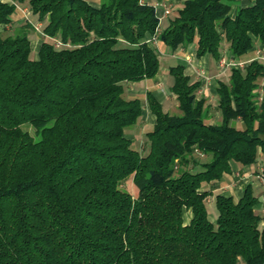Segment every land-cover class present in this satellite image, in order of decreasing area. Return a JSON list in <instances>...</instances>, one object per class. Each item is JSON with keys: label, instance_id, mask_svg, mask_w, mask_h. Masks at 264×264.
I'll return each mask as SVG.
<instances>
[{"label": "trees", "instance_id": "1", "mask_svg": "<svg viewBox=\"0 0 264 264\" xmlns=\"http://www.w3.org/2000/svg\"><path fill=\"white\" fill-rule=\"evenodd\" d=\"M172 1L159 31L155 0H0V264H264L253 186L218 194L215 221L206 203L235 165L264 176V62L250 56L264 51V0L235 13L239 0ZM18 9L43 26L37 58ZM156 39L216 61L225 42L246 64L218 81L216 124L202 82L171 67L180 114L147 93L143 155L127 130L144 105L125 85L158 76Z\"/></svg>", "mask_w": 264, "mask_h": 264}, {"label": "rangeland", "instance_id": "2", "mask_svg": "<svg viewBox=\"0 0 264 264\" xmlns=\"http://www.w3.org/2000/svg\"><path fill=\"white\" fill-rule=\"evenodd\" d=\"M157 7V12L160 18V29L159 31H162L164 29V25L166 26L168 21L172 18L175 17L176 12L178 11L180 5L176 4L174 1L172 0H167L163 3H161V5L156 4ZM162 7V8H161ZM169 9V11H171L170 14H166V11ZM23 10V9H21ZM24 12L26 14H21V18L19 17L18 19H16L15 21V25L16 26H21L24 25L26 22H29L35 26H37L38 24L36 23L35 19L32 18L31 16H29V11L28 10H24ZM42 27L41 26V30L38 31L37 29L34 30L31 33V39L33 42V51L34 53L32 54L33 58H37L38 57V51H39V45L43 40H44V36L42 35ZM37 36V38H36ZM157 47L160 50V60H161V70H160V79L159 81H157V86H159V89L162 91L161 93L164 94L166 96V110L171 113V114H180V110L177 107V100L176 97L171 94L170 91V83H167L164 79V81H162V75L167 73L169 71V66L175 64L177 61L176 60H172L171 56L166 53H163V50L161 49V46L159 43H156ZM228 44L227 43H223L222 47H221V51H222V57H226L229 58L230 54H229V50H228ZM163 48V47H162ZM255 56L260 57V59L264 62V58H262L264 56V51H260L259 54H255ZM171 58V59H170ZM222 60V59H221ZM221 60L220 61H216L214 63V68L213 69H208V70H200L198 72V69H196V71H194L192 79L194 81H203V85L204 88L201 89L199 91V96H204V89L205 86L206 88H209V83H211L212 78H216V80L218 81H222V82H229V78H230V74H231V67H226L223 68L221 67ZM201 72V74H200ZM167 75V74H166ZM211 78V80H209ZM170 79L173 81V76L171 75ZM215 87L218 88V85L216 83ZM261 84H264V79L261 80ZM147 89L145 88H140L139 86H135L132 84H126L125 85V97L127 99H133V98H140L143 102L144 105V114L145 116H143L138 124L133 127L132 129L127 130V135L130 139L133 140V145L136 149L140 150L142 152L143 155H146L148 152V148H149V140L147 138V133L152 129V122L150 119H152V114L149 110V106L147 103ZM208 102L207 105L209 106V116H208V121L210 123H220L221 122V112L218 109V104H219V98L218 95L216 93V91L213 90L208 96ZM238 127H242L241 123L237 124ZM26 129L30 130L32 133H34V129L31 127H27ZM201 163L205 162L207 160V158H203L200 159ZM254 173H251V176L256 177L254 178V182H258L259 186L257 185L255 194L258 197H263L264 196V176H262V167L261 165L258 167L256 166V168L253 171ZM238 173V174H237ZM237 175V176H236ZM241 175V177L239 176ZM244 174L242 173L241 169H235L234 166V171L232 173V176L236 177L234 179V177L231 179V183L232 185H234L235 182H239V184H242L243 181L240 178H243ZM240 177V178H239ZM239 178V179H238ZM125 189H127L130 193H132L133 195L136 194V189L133 185V183L131 181L127 182L124 186ZM223 191V190H222ZM214 195V193L212 194ZM209 197L206 200L207 203V207H208V211H209V215H210V219L213 220L214 219V215L218 214V210L216 207V203L215 199L212 197ZM214 204V206H213ZM262 214L261 217L263 218V224H264V208L262 207ZM186 220L188 221L187 215H186ZM214 221V220H213ZM240 264H243L242 262Z\"/></svg>", "mask_w": 264, "mask_h": 264}, {"label": "crops", "instance_id": "3", "mask_svg": "<svg viewBox=\"0 0 264 264\" xmlns=\"http://www.w3.org/2000/svg\"><path fill=\"white\" fill-rule=\"evenodd\" d=\"M1 1L2 2L11 3V0H1ZM94 1H96V0H94ZM155 1H156L157 4L161 5V3H163V2H165L167 0H155ZM250 3H251V0H239V1H237L236 3H234L232 5L233 6V12L235 13V11H236V9L238 7L246 6V5L250 4ZM24 10H27V9H23V10L18 9L14 19L16 20L19 17L21 18L20 13L21 14H26L24 12ZM40 25H41V23H40ZM163 27L165 28L166 26L164 25ZM36 38H37V36H36ZM41 44H42V41H41L39 47H41ZM32 46H33V42H32ZM161 49L163 50V53L167 52V54L170 55L171 58L173 57L172 60L175 58L174 60L177 61L175 64L169 66V71L167 73L163 74L162 75V79H161L162 81L165 80L167 83H170V91H171V87L173 86V83H174V79H173V81L170 79V77H171L170 68L171 67L176 66L177 64H183L185 66V73L187 75H189L190 77H192L193 73H194V71H196V69H198V72L200 70L204 71V70H208V69H213L214 68V63L216 62V60L210 55H206L203 58H197L196 55H195V49H196L195 45L189 46L188 48H185V49L181 48L175 54L171 53L166 47H163V48L161 47ZM33 53H34V51H33ZM259 53H260L259 51H255V52L251 53L250 56L255 58V57H257V56H255V54H259ZM258 58H260V57H258ZM160 70H161V68H160ZM159 74H160V72H159ZM159 74H158V76L155 79L144 80V81H141V82L133 83V85L139 86L140 88L147 89L148 90L147 93L148 92L153 93L154 96L158 99V101L162 104L163 109L166 112H168L166 110V96L161 93L162 91L159 89V86H157L158 85L157 81H159L160 76H161ZM200 74H201V72H200ZM209 80H211V78ZM211 81L212 82L209 83V86H208L209 88H206V86H205V89H204V94H205L204 96L206 98H208L209 94L212 91V88H213L214 91H216V89H217V87H215L214 83H216L218 85V80H216V78H212ZM200 82H202V88L201 89H203L204 88V85H203L204 82L203 81H200ZM171 94H172V92H171ZM177 107H178V104H177ZM151 114H152V112H151ZM143 116H145V114H143ZM150 120L152 122V126H154L156 118H155V116L153 114H152V119H150ZM261 162L262 163L264 162V156H262ZM235 169H237V170L241 169L242 170V173L244 174L243 175L244 177L240 178L241 175H239L240 176L239 178L243 181V183L239 184V182H238V184H237V182H235L234 185H232L231 179L234 176H232V174L225 175L223 181L220 183L218 188L213 192L214 195H212V197L214 199H215V197L218 194H223V195H226V196H233L234 198L239 199L243 195V192H244L245 188L248 185H252L254 190L256 191L257 185L259 186V184H258V182H256V183L254 182V178H256V177H253V176H251L250 173L246 172L248 168L241 167L240 165H235ZM235 178L236 177H234V179ZM258 196H260V195H258ZM258 198H259V204L257 206V213L261 216V214L263 212L262 209H261L262 208V205H261L262 197H258ZM213 206H214V204H213ZM217 216H218V214L214 215V219H213L214 221L216 220Z\"/></svg>", "mask_w": 264, "mask_h": 264}, {"label": "built area", "instance_id": "4", "mask_svg": "<svg viewBox=\"0 0 264 264\" xmlns=\"http://www.w3.org/2000/svg\"><path fill=\"white\" fill-rule=\"evenodd\" d=\"M171 13V11H169V9L166 11V14H170ZM41 25H37V26H35V29H37L38 31H40L41 30ZM42 33V32H41ZM42 35H43V33H42ZM157 43V39L155 40V44ZM55 45L57 46V47H61L62 46V44L60 43V41L59 40H56L55 41ZM260 52V51H259ZM262 58H264V56L262 57ZM246 64V62H239V61H235L234 59H232L231 57H229V58H226V57H224V58H222V60H221V67H222V69L223 68H226V67H240V68H243L244 67V65ZM261 205H262V207L264 208V196L262 197V199H261Z\"/></svg>", "mask_w": 264, "mask_h": 264}]
</instances>
